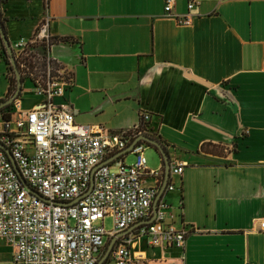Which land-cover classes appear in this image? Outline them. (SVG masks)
I'll use <instances>...</instances> for the list:
<instances>
[{"label":"crops","instance_id":"1","mask_svg":"<svg viewBox=\"0 0 264 264\" xmlns=\"http://www.w3.org/2000/svg\"><path fill=\"white\" fill-rule=\"evenodd\" d=\"M165 1L6 0L0 10L10 42L51 16V53L75 75L57 100L69 102L78 123L113 131L150 113V135L165 145L171 164L185 163L181 174H170L174 188L162 187L156 198L187 231L184 246L137 238L141 221L121 235L133 238L147 264H264V0H196L191 24L178 23ZM188 3L175 0L173 13H186ZM26 80L19 97L30 108L42 96L33 86L23 89ZM10 85L0 53V102L11 96ZM12 109L0 108V125L3 110ZM134 141L120 154L126 163L134 160L126 157ZM150 162L165 166L161 152H151ZM0 242L11 248L0 247L1 264L14 250ZM105 245L99 262L109 264Z\"/></svg>","mask_w":264,"mask_h":264},{"label":"built area","instance_id":"2","mask_svg":"<svg viewBox=\"0 0 264 264\" xmlns=\"http://www.w3.org/2000/svg\"><path fill=\"white\" fill-rule=\"evenodd\" d=\"M174 1H165L166 12L180 24H191L196 0H189L182 14L173 13ZM50 20L46 14L31 36L10 42L21 77L32 82L42 101L24 108L18 96L10 116L1 121L0 142L16 162L0 146V236L14 250L1 264H99L105 235L116 236L151 217L164 187V168L147 165L145 141L130 150L135 154L131 163L117 154L149 132L150 113H143L133 126L110 131L102 124L78 123L69 102L57 100L65 98L75 75L51 53L56 38ZM184 166L173 162L171 173L181 174ZM146 176L153 177L154 184H147ZM173 188L169 181L165 189ZM107 215L113 217L109 231L103 225ZM173 217L171 205L160 199L154 219L139 225L136 237H148L152 246L183 247L187 231L177 227ZM259 224L264 231V216ZM132 244V237L120 236L109 264H147L144 253Z\"/></svg>","mask_w":264,"mask_h":264},{"label":"water","instance_id":"3","mask_svg":"<svg viewBox=\"0 0 264 264\" xmlns=\"http://www.w3.org/2000/svg\"><path fill=\"white\" fill-rule=\"evenodd\" d=\"M0 34H1V37H2V40H3V43L5 45L6 51L9 54V58H10L11 64H12V66L14 68V71H15V74H16V78H17V88H16L15 92L13 94H11V96H9L8 98H6V99H4V100H2L0 102V108H2L3 106L12 103V101L14 100V98H16V97L19 96V93H20V91L22 89V81H23V78L21 77V74H20L19 69L17 67V63H16V60H15V57H14V54H13V50H12L10 41L8 39V36H7L5 24H4V22H3L2 18H1V10H0ZM141 140H145L150 145L155 146L161 152V154L163 155L164 165H165L164 166V171H165L164 188H165L167 186L168 182H169V178H170V174H171V159H170V155H169V153H168L165 145L158 138H156V137H154L152 135H149V134H142V135L138 136L135 139V141L133 142V144L130 147V149H132L133 146L137 142H139ZM0 146L5 147L1 142H0ZM6 150L8 151V153L10 155V158L13 160L14 164L16 165V162L13 159V156L10 153L9 149L6 148ZM121 152L122 151H120L118 155H120ZM23 180H24L26 186L31 191L35 192V190L27 183V181L25 179H23ZM93 182H94V178L92 177L91 185H90V188L88 189V192L91 191V189L93 187ZM157 208H158V199H156L155 202H154V204H153V211H154L153 216L150 217V218H145V219L141 220L140 223L142 224V223H149V222H151L154 219V216H155V214L157 212ZM122 234H123V231L117 233V235L113 237V239L110 241V243L108 245V248H107V251H106L105 256H107L110 253V251L113 249V247H114L117 239ZM104 258L99 262V264H102Z\"/></svg>","mask_w":264,"mask_h":264},{"label":"rangeland","instance_id":"4","mask_svg":"<svg viewBox=\"0 0 264 264\" xmlns=\"http://www.w3.org/2000/svg\"><path fill=\"white\" fill-rule=\"evenodd\" d=\"M32 86H33L32 82H31L30 80H26V81L24 82L23 89L31 88ZM15 88H16V87H15ZM13 92H14V91H13ZM75 116H76V115H75ZM75 120H76V119H75ZM76 121H77V120H76ZM151 152H152V156H153V158L156 157V156H160V152H159V150H158L155 146H153V145H149V147H147L146 150H145V156H146V158L149 156V154H150ZM126 157H127V162H129V161H131L132 159H134L135 154H134L133 152H129V153L126 154ZM148 167H149V168H155V167H156V164H152V163L150 162V164H149ZM111 168H112V169H116V166H115V165H112ZM101 223H102L101 220H98V221H97V224H101ZM103 225H104V228H105L106 231L111 230V229L113 228V217H112L111 215H107V216H105V218H104V220H103ZM107 238H108V235L106 234V235H105V242H106ZM108 243H109V241L106 243L103 253H105V251H106V249H107V247H108ZM0 247H1V249H2L4 252H7V251L10 252V251H11V248H10L5 242H2V243L0 242Z\"/></svg>","mask_w":264,"mask_h":264},{"label":"trees","instance_id":"5","mask_svg":"<svg viewBox=\"0 0 264 264\" xmlns=\"http://www.w3.org/2000/svg\"><path fill=\"white\" fill-rule=\"evenodd\" d=\"M5 1L6 0H0V4L5 2ZM1 18H2V20L4 22L5 17L3 16L2 12H1ZM60 39L68 40L69 38L63 37V38H60ZM0 53H1V56L3 57V59L5 60V62L7 64V68H8V77H9V80L11 82L10 89H9V94H13L15 92L16 88H17V78H16V74H15L14 68H13V66L11 64V61H10V58H9V54L7 53L5 45L3 43L1 34H0ZM9 107H10V105L6 106V110H8ZM9 116H10V111L6 112V111L3 110V118H7ZM150 133L151 132H150V128H149V132L147 134H150ZM143 141H145V140H143Z\"/></svg>","mask_w":264,"mask_h":264},{"label":"bare ground","instance_id":"6","mask_svg":"<svg viewBox=\"0 0 264 264\" xmlns=\"http://www.w3.org/2000/svg\"><path fill=\"white\" fill-rule=\"evenodd\" d=\"M145 134H147V133H145ZM150 135V134H149ZM141 141H143V140H141ZM146 143L148 144V142L146 141Z\"/></svg>","mask_w":264,"mask_h":264},{"label":"flooded vegetation","instance_id":"7","mask_svg":"<svg viewBox=\"0 0 264 264\" xmlns=\"http://www.w3.org/2000/svg\"><path fill=\"white\" fill-rule=\"evenodd\" d=\"M149 144V143H148ZM150 145V144H149Z\"/></svg>","mask_w":264,"mask_h":264}]
</instances>
